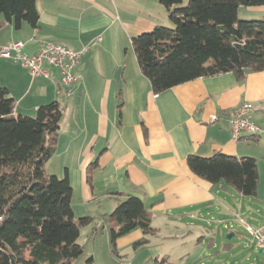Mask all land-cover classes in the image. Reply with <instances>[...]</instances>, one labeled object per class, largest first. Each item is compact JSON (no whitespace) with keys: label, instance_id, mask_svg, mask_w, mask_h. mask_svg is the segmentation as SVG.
I'll return each instance as SVG.
<instances>
[{"label":"crops","instance_id":"1","mask_svg":"<svg viewBox=\"0 0 264 264\" xmlns=\"http://www.w3.org/2000/svg\"><path fill=\"white\" fill-rule=\"evenodd\" d=\"M36 8L37 27L5 24L0 47L23 42L28 55L44 42L75 51L88 47L75 69L80 81L66 96L56 69L45 67L48 79L32 78L19 62L0 58V87L13 99L15 115L34 117L39 106L53 101L64 108L51 173L67 176L74 217L77 208L79 218H92V237L97 224L110 227L109 215L127 196L142 200L157 234L176 218L202 222L219 209L229 220L227 234H241L240 220L264 228L262 136L235 141L229 124L232 113L250 103L256 108L253 123L264 127V71H246L242 81L232 73L199 78L156 95L140 72L131 40L156 26L169 27L160 0H38ZM190 155L254 158L256 195L195 176L187 165ZM128 237L126 244L143 234L135 230ZM253 261L264 264L263 254Z\"/></svg>","mask_w":264,"mask_h":264},{"label":"trees","instance_id":"2","mask_svg":"<svg viewBox=\"0 0 264 264\" xmlns=\"http://www.w3.org/2000/svg\"><path fill=\"white\" fill-rule=\"evenodd\" d=\"M38 0H0V30L7 23L38 25ZM171 28L156 26L131 40L141 74L154 94L199 78L264 71V18L238 20L240 7L264 6V0H160ZM64 108L41 105L34 117L15 115L14 101L0 87V264H73L82 253L80 229L91 217L75 219L67 176L45 173L56 153ZM190 171L211 184L222 183L243 196H255L254 158L215 155L187 157ZM93 163L88 168V179ZM112 248L117 239L139 229L144 246L157 234L142 200L127 196L109 215ZM27 253V260L24 259ZM85 264H96L89 257Z\"/></svg>","mask_w":264,"mask_h":264},{"label":"rangeland","instance_id":"3","mask_svg":"<svg viewBox=\"0 0 264 264\" xmlns=\"http://www.w3.org/2000/svg\"><path fill=\"white\" fill-rule=\"evenodd\" d=\"M263 18L264 6L238 9V20L258 21ZM171 27L172 24L169 23L168 28ZM261 139L264 143V135ZM51 163L47 161L44 170L46 174L55 175L51 173L55 170L54 164ZM260 180L263 195L264 159H262V169L260 168ZM262 202L264 203V200ZM75 211L77 214L75 218L78 219L77 212L79 211L77 208ZM224 216L227 214L219 209L218 212L212 213V219L208 217L202 222L191 220L188 217L180 222L179 218H176V221L162 225L163 229L160 233L149 236L146 245L137 247L134 246L136 241L135 243L132 241L129 244L124 243L129 239L128 235L135 230L117 239L115 247L112 248L109 228L114 226V221L110 227L105 228L102 224H97V233L94 237L89 234L88 225L80 229L81 235L78 242L83 247V253L74 260L73 264H85L89 257H92L96 264H252L254 259L260 262L262 254L258 255V250H255L254 245L250 243L251 237L245 230V225L239 230L241 234L226 239L229 220ZM252 218V216L245 217L250 222ZM218 220L223 221L217 224ZM190 222L194 226L185 225ZM120 240L123 243L118 246ZM24 259H28L26 252H24Z\"/></svg>","mask_w":264,"mask_h":264},{"label":"built area","instance_id":"4","mask_svg":"<svg viewBox=\"0 0 264 264\" xmlns=\"http://www.w3.org/2000/svg\"><path fill=\"white\" fill-rule=\"evenodd\" d=\"M100 40V38H98ZM33 41V40H32ZM88 51V47L80 50H72L67 47L53 44L50 42L39 43L37 51L28 55L25 52L23 42H11L0 47V58L19 62L32 78L42 76L46 79L49 74L46 66L56 69L59 73V87L66 96L70 95L71 87L80 81L79 76L75 74V69L80 58ZM238 108H244V115L230 117V131L233 140L250 138V130H260L264 134V127L253 123L252 115L255 106L250 103H243ZM245 225V229L252 238L256 249L261 250L264 258V228L255 229L240 220Z\"/></svg>","mask_w":264,"mask_h":264},{"label":"bare ground","instance_id":"5","mask_svg":"<svg viewBox=\"0 0 264 264\" xmlns=\"http://www.w3.org/2000/svg\"><path fill=\"white\" fill-rule=\"evenodd\" d=\"M244 115V108H239L236 112H234V116H242ZM263 132L260 130H250V137L263 136Z\"/></svg>","mask_w":264,"mask_h":264},{"label":"water","instance_id":"6","mask_svg":"<svg viewBox=\"0 0 264 264\" xmlns=\"http://www.w3.org/2000/svg\"><path fill=\"white\" fill-rule=\"evenodd\" d=\"M233 237L232 233L226 234V239H231ZM261 250L258 251V254H261Z\"/></svg>","mask_w":264,"mask_h":264}]
</instances>
